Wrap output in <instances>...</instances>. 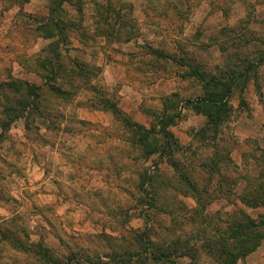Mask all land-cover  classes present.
<instances>
[{"label":"rangeland","instance_id":"374dc122","mask_svg":"<svg viewBox=\"0 0 264 264\" xmlns=\"http://www.w3.org/2000/svg\"><path fill=\"white\" fill-rule=\"evenodd\" d=\"M234 68L243 78L229 119L217 141L202 140L207 119L187 102ZM9 83L24 87L0 89V264H123L147 228L163 241L264 218L241 201L264 170V0H0ZM26 101L36 107L23 114ZM173 114L171 158L199 194L167 155L130 144L125 123L152 129ZM213 160L219 172L205 166ZM146 172L164 183L157 210L138 202ZM199 264L217 263L201 252ZM237 264H264V240Z\"/></svg>","mask_w":264,"mask_h":264},{"label":"trees","instance_id":"16d2710c","mask_svg":"<svg viewBox=\"0 0 264 264\" xmlns=\"http://www.w3.org/2000/svg\"><path fill=\"white\" fill-rule=\"evenodd\" d=\"M50 24H53L54 33L57 32V35H60L61 31L64 30V28H61L58 20L54 21L52 19V23ZM40 27L41 29H45L48 26L44 25ZM49 37L54 38L53 36ZM154 53L160 56L163 55L161 52L154 51ZM57 59L58 57L56 56L55 60ZM51 63L49 62L48 64L51 65ZM236 73V68L228 69L222 78L209 77L210 79L206 83L205 78H203L205 83L203 86L204 95L196 98L195 101L188 100V107L194 110L196 114L203 115L207 119L205 127L199 133L200 139H207V141L211 140L212 142L218 140L220 128L228 121L230 116L231 110L228 100L232 94V89L236 85V82L243 78V76L238 77ZM195 76L202 77L204 75L196 72ZM23 87V85H18L17 83H9L8 85H1L0 89L6 91L9 88L10 90L19 92ZM39 89L40 87L26 84V90L32 97L39 96L37 92ZM22 105L21 112L23 114L28 113V109H31L33 106L34 108L36 107L34 101L32 103L26 101ZM13 111H15L14 108H5L6 114L12 118L14 117L12 115ZM178 118L179 116L174 114L167 116L165 122H162L164 118L161 119V123L152 129H147L144 126L131 122L125 123V126L135 136V139L130 144L142 147L146 156L154 154L167 155L171 166L179 172L183 185H186L192 192L199 194L194 182L181 171V165L171 158L174 152L180 151V146L168 128ZM158 136H161L160 141L157 139ZM154 141L156 142L155 144ZM262 159L264 162V155ZM216 161L213 160L205 166L212 172H219L221 162ZM248 183L251 192H249V195L242 196L241 201L252 208L264 207V170L256 178L248 180ZM163 184V182L159 183L153 180L148 176L147 172L141 176L139 190L142 194L138 200L140 206L157 210L155 200L158 192L155 189H157L156 186ZM152 190H155V192L151 193ZM201 200L200 197L197 198V202L203 210L204 204ZM195 214L201 216V213ZM194 221H196V218ZM150 232L151 229L147 228V231L143 234H136L132 237V242L137 250L125 251L123 255L127 259L122 261L123 264H131L133 262L135 264H199L201 252H206L217 264H237L241 259L255 252L264 240V218L260 222H257L243 215L240 218L231 220L227 224L226 229H216L212 236L206 232V229H202L183 239L178 237L171 240L156 241L152 238ZM198 243H201V245L198 246ZM118 256H121V254L115 255V262L118 261ZM183 259L188 262L185 260L180 262ZM69 261L73 263L75 259H69Z\"/></svg>","mask_w":264,"mask_h":264}]
</instances>
